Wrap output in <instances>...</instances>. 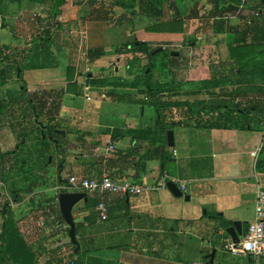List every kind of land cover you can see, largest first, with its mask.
Returning a JSON list of instances; mask_svg holds the SVG:
<instances>
[{
    "label": "crops",
    "instance_id": "1",
    "mask_svg": "<svg viewBox=\"0 0 264 264\" xmlns=\"http://www.w3.org/2000/svg\"><path fill=\"white\" fill-rule=\"evenodd\" d=\"M76 1L79 0H65L58 19L67 11L84 5L91 10L84 2L75 5ZM260 2L264 4V0L199 1L198 9H194L188 17L194 24L197 23L194 29L196 44H192L191 48L207 52L208 56L212 54V57L204 67L207 69L203 68L205 72L201 65L203 57L199 55L197 62H193L196 67L189 75L192 82L190 92L204 91L200 90V83L223 80L230 75L229 66L233 62L230 49L235 45L250 44L255 48L264 45V15L261 10L256 11ZM51 9L50 0H41L39 4L28 0H0V87H6L0 90V146L13 149L4 153L1 151L0 154L4 155L1 161L6 159L9 166L18 161L40 160L44 154L41 155L42 148L37 138L42 136V140L45 139V127L59 117L63 131L57 132L67 139L64 161L69 172L65 180L71 176L99 178L107 175L118 181L128 180L147 187L165 173L182 193L181 197H175L167 186L129 197L85 193L87 200L76 204L78 210L73 214V219L75 216L79 218L75 236L78 244L80 242L78 251L86 253L85 264H207V260L210 263L211 253L206 255L205 238L201 237L203 219L208 216L224 218L231 223L230 226L239 221L243 234V223L247 228L253 219L257 189H264V185H260V179L264 177L260 165L264 158V87L246 86L237 91L239 98L243 97L239 104H247L245 107L254 108L251 113L259 115L251 121L249 128L176 126L169 129L173 133V147H169L168 130L165 133L158 131L153 109L147 124H141L134 115L140 113L142 117L144 109L139 107V96L131 97V92L129 94L125 87H139L136 85L138 78L128 70L126 60H118V63L111 64V75H96L94 82L103 80L106 88L97 99L112 107L121 104L130 106L126 115L131 116L128 118L131 122L114 125L103 124L99 120L90 121V115L101 116L103 108L86 106L78 109L72 102L71 105L66 104L69 83L77 84L84 77L85 90L92 77L90 73L83 75L79 64L74 66L70 61L64 66L63 62L56 66L54 53L51 64L49 59L46 64L31 66V61L40 57V48L36 51L39 35H49L46 56L50 55L49 45L53 43L54 46L59 26L54 15L51 23L45 15ZM177 11L185 23L183 12L178 8ZM202 20L210 22L206 30L199 26ZM81 33L83 45L86 33L82 30ZM210 36L214 43L207 44ZM93 40L90 37L87 47L81 48V51L91 52L84 63L86 70L103 65L102 53H98L102 49ZM29 42L32 48L26 50ZM129 45L125 42L123 47L128 49ZM70 67L76 71L71 72L72 80L68 82ZM254 79L261 80L262 76L254 75ZM195 82L197 84L193 85ZM89 90L88 86L84 97L86 102L94 100L95 95L90 96ZM201 98L204 97H198ZM253 152L255 156L251 155ZM184 197L188 200L185 201ZM101 201L107 208V219L102 222L98 221L95 210ZM82 205L86 208L83 209ZM41 206L40 203L36 206L40 214ZM46 213L47 218L53 212ZM246 214H250V219L243 222ZM53 215L57 216V221L54 226L48 223L42 227L44 237L32 231L22 234L26 244L36 251L37 262L43 250L41 244L47 246L53 240L56 242L54 249L45 250L51 255H59V248L70 249V241L65 236L66 226L60 224L57 213ZM222 234L223 231L217 229L216 235L220 237ZM117 237L128 244L114 245ZM137 243L144 246L143 251L137 250ZM230 245L232 242L224 244L220 251L217 247L209 248L214 249L212 263L218 260V264H239L236 258H242L241 264H248V258L232 253ZM70 255L64 253L60 258ZM203 256L206 260L202 259Z\"/></svg>",
    "mask_w": 264,
    "mask_h": 264
},
{
    "label": "rangeland",
    "instance_id": "2",
    "mask_svg": "<svg viewBox=\"0 0 264 264\" xmlns=\"http://www.w3.org/2000/svg\"><path fill=\"white\" fill-rule=\"evenodd\" d=\"M30 2L34 1L37 4L41 0H28ZM43 1V0H42ZM71 1V0H70ZM200 0H165V7L162 11V21L170 20L171 17L174 14V10L169 7V4L174 3L175 8L180 9V11L184 14L185 24L184 28L182 30H179L181 33H168L161 31L160 33H151L148 32L146 29L149 28L152 24H155L156 22L152 19H148L144 16H141L139 14L134 15L132 18H130V15L128 12H123L120 9L116 7H112L111 0H105V6H103L100 10H103L105 15H102L101 19H97L92 13L91 10H89V7L84 5L80 9L77 10H71L67 11L65 16H61L59 19L56 18V21L58 22L57 26V33L56 38L54 41V46L52 47L51 43L50 46V55L46 56V50L45 47L50 43L48 41L49 35L46 33V35H39L38 37V46L36 48V51L40 48V57L33 59L31 61V66H40L42 64H46L48 60L50 59L51 64V56L52 53L55 54L56 59V66H60V62L64 66L67 61H70L72 65L79 64V68L81 72H83V75H86L90 73L92 75L88 86L90 87V90L88 94L90 96H94V100L91 102L85 101V93L83 82H85V78H82V82L78 81L77 84L75 82L69 83V89H68V98L66 104H70L72 102V105L74 107H83L86 106L88 108L90 107H101L103 108V113L101 116L90 115L89 120H99L103 124H123L124 122L130 123L131 120H128L129 117H127L126 113L128 112V107L130 106H123L121 105H114L116 107H112L109 104H102L98 102V94L102 93L106 88L104 87L103 80L99 81L98 83H95L94 80L96 78V75H111L112 74V63H118V60H124L131 59L133 55L132 47L128 50L125 49L123 46L125 42L130 43V45H133L134 39H136L137 42H146L148 45L149 54L151 55L150 58L145 57L144 55H141L138 52L135 55L141 57L139 61H136L134 64V67H132V70L130 71L131 74H135L142 78L143 70L145 69V65L148 64V61L155 62L156 64L164 67L162 68L164 71L157 72L156 70L152 69V82L158 83V84H164L167 83V89H172V91L182 92V91H191L192 90V82L190 81L189 75L192 73L193 69H195L196 65H193V62H197L199 55L200 57H203L204 59H201L202 62V69L204 67H207L208 59L212 57V54L208 56L207 52L199 51L198 49H192V44H196V38H195V22L191 21L188 17L190 14L193 13L194 9H198ZM261 10L262 14L264 15V4L259 3L258 8L256 11ZM203 11V10H202ZM181 12V13H182ZM36 14V13H35ZM55 13L49 12V14H45L49 17L50 23L54 20L53 15ZM60 14V13H59ZM182 14V15H183ZM123 15L124 19L119 20L120 16ZM104 16V17H103ZM74 17V18H73ZM106 17V18H105ZM72 18V19H71ZM46 20L48 18H45ZM131 19V22L129 21ZM96 20H100V22H96ZM95 25V26H94ZM126 28V30H125ZM224 28V27H222ZM82 32L86 33L85 35V41L83 42ZM71 31V33H70ZM51 32V31H50ZM71 35V36H70ZM91 37V39L96 40L93 42H98L99 48L102 50H99L98 53H102L103 60L101 68L100 67H90L88 70L85 68V61L86 59L91 55L90 51L83 50L81 51L82 47H87V44L89 43L88 39ZM66 42V43H65ZM207 44L214 43V40L211 39L206 42ZM122 47V48H121ZM32 46L29 42V48L26 50H31ZM159 48H162V50H157ZM96 49V48H93ZM156 52V53H155ZM175 52L178 53L177 55H172L171 53ZM87 53V54H86ZM152 53H155L152 55ZM157 55V56H156ZM87 56V57H86ZM156 56L155 58H152ZM69 59V60H68ZM169 59L170 64H166V61ZM172 59V60H171ZM175 59V60H174ZM148 60V61H147ZM65 62V63H64ZM100 63V64H101ZM84 66V67H83ZM158 67V66H157ZM160 69V70H162ZM205 70L207 68H204ZM203 71L205 72V70ZM76 71L73 69V67H70L69 69V77L68 82L72 80L71 72ZM148 70L145 69V72ZM137 77V78H139ZM142 82L140 80H137L136 85L139 86L137 88H130L125 87V90L127 92H131V97H138L139 96V103L144 109V114L141 117L140 113H134V115L137 117V120L142 123H149L150 121V114H151V102H144L142 99L144 96H147V92L144 91ZM2 84H5L2 83ZM197 84L196 82L193 84ZM201 90L202 87H204L201 83ZM6 87L1 88L0 90L5 89ZM136 89V90H135ZM210 91L214 93H218L217 90H214L213 88L209 89ZM137 92V93H136ZM201 95L199 94L198 97H204L205 90L200 91ZM153 93H151L152 95ZM204 95V96H203ZM197 97V98H198ZM181 99H185V97H181ZM243 97L237 98L235 97V101L242 100ZM154 99L150 98V101H153ZM173 100H177L173 98ZM74 101V102H73ZM206 104L209 106H216L217 104L222 102V99L219 98H213L209 97L205 100ZM228 104V103H227ZM235 104V102H234ZM247 106L241 105L240 107L243 108ZM113 109V111H111ZM139 111H141L139 109ZM136 112V111H135ZM138 112V111H137ZM150 113V114H149ZM98 117V118H96ZM50 130L48 132L44 133L45 139L42 140V136L40 138H37V141L39 144H41L40 148H42L41 155L43 157L38 160H25L24 162H15L14 164H7L6 159L4 158L3 154H0V182L4 185L5 190H2L4 193H6L8 196L13 198H18L19 201H15L13 203V207L9 206L7 203V197L3 194L0 195V209L6 204L9 207V214L13 216L14 219L17 220H24L21 224V232L22 234L31 233L34 232L40 237H44V234L41 231V227H37L34 225L35 218L37 215H41L42 219L46 218L47 211H51V213H57L59 216H61V213L59 211L58 204H54V201L58 196L62 193L69 192L68 189L65 186L64 183V177L68 175L69 169L65 165L66 162L64 159L66 158V138L65 136L59 134L57 131L62 129V121L59 119V117H55L51 122ZM63 131V130H61ZM50 132V134H49ZM1 134V132H0ZM51 135V136H50ZM2 136V135H0ZM153 136V133H152ZM40 139L42 140L40 143ZM21 142V140H19ZM36 143V144H38ZM36 147V146H35ZM62 147V148H61ZM7 148V149H6ZM7 150H13L9 149V147H1L0 146V153L1 151L4 153ZM167 161V160H164ZM260 185H264V177L261 179ZM66 181V180H65ZM40 203L41 206V214L40 211L37 210V204ZM80 207V206H79ZM83 209L86 208V206L82 205ZM78 210V206H74L72 209V215L76 213ZM49 214V215H53ZM48 215V216H49ZM56 216V215H55ZM35 217V218H34ZM62 219V217H60ZM246 220H243V222H247V220L250 219V214L245 215ZM4 217L0 215V223ZM16 220V221H17ZM78 217H74L73 221L75 223V227L78 230ZM57 221V216L54 221L47 222L46 225L54 226ZM63 221V219H62ZM64 222V221H63ZM33 223L34 227L31 226ZM65 224V222H64ZM67 227V225L65 224ZM200 230L203 231L201 237L205 238L204 245L206 246V255L210 254L214 249L217 247L218 251H220L221 247H223L224 244H230V240L227 234L223 232V234L219 237L216 235L217 229H221L224 231L226 227H229L230 224L228 223V220L220 217H213L210 218L209 216L201 222ZM40 229V230H39ZM243 231H246V223H243ZM214 233V235H212ZM70 241L68 236L66 237ZM56 244V242L53 240L52 244H49L47 246H42V251H40V259L38 260L37 264H53L54 262L63 259V262H67L70 258H60L61 254L69 253L71 254V260H77L82 259L83 263L85 264L86 260L84 259L86 256L85 254H82V252H71L73 250V244L69 243L68 248H59L60 253L59 255H51L50 253H47L45 250H51L54 249L53 246ZM80 244V242H79ZM114 245L122 246L128 244V242L124 241L121 237H117L113 241ZM75 247V246H74ZM144 246L140 243H137V250L143 251ZM39 252V251H38ZM205 255V256H206ZM203 256L202 259L206 260V257ZM236 258L237 262L241 264V261L243 263L242 258ZM79 264V260H78ZM207 264L209 263V260H207ZM211 264H218V260L214 261V263Z\"/></svg>",
    "mask_w": 264,
    "mask_h": 264
},
{
    "label": "trees",
    "instance_id": "3",
    "mask_svg": "<svg viewBox=\"0 0 264 264\" xmlns=\"http://www.w3.org/2000/svg\"><path fill=\"white\" fill-rule=\"evenodd\" d=\"M104 1L105 0H79L74 2V4L79 5L83 2L86 3L91 7L92 13L95 14L94 16L97 19H101L102 15H105L104 11L100 10L105 6ZM111 1L113 3L111 4L112 7H116L123 12H128L130 18L139 14L148 19L154 20L156 23L146 29L148 32L160 33L163 31L168 33H181L179 30L184 28V20L181 15H178L174 3L169 4V7L174 10L173 16L170 20L162 21V11L165 7V0ZM50 2L52 3L51 10L55 13L54 19H56L60 13V7L64 5L65 0H50ZM123 19L124 16L121 15L119 20ZM129 21L131 22V19ZM209 23L210 22L207 20H202L199 22V26L201 25V27L206 30ZM57 24L58 22H56V25ZM135 42H137L136 39H134L133 45H129V48L132 47V51H134V56H132L131 59H126V65L129 71L132 70L135 62L141 59V57L137 56L138 52L145 57H151L147 43H139L136 45ZM136 53L137 55H135ZM156 56L152 58H155ZM230 58L231 61H233L229 66L231 72L230 75L223 80L202 82L201 84L204 86L202 89L205 90V96L203 95L204 98L201 99H198L196 96L199 93L201 94L200 91L198 93L195 92V94L189 91L177 92L175 90L172 91V89H167V83L161 85L152 82L151 70L154 69L157 72H161L164 71L162 69L164 66L162 65L160 68L158 64L153 62V59L152 61L147 60L148 64L145 65V69L148 71L145 72L144 69L142 78L139 76L137 77H139L138 80L142 82L141 84L143 85L144 91L147 92V96H144L143 101L151 102V108L155 115V125L160 133H165L167 130L176 126L183 127L188 125H192L195 128L208 129L244 130L249 128L251 121L259 115L251 113L252 109H254L252 107L241 108L239 100L235 101V97L239 98L240 95L237 94V91L246 86L255 87L257 85H262L264 87V45L257 48L250 44L235 45L230 49ZM166 64H170L169 59L166 61ZM257 74L262 76L261 80L257 81L254 79V75ZM211 88L220 91L219 94L208 91ZM151 93L153 94L151 95ZM183 96L185 97L184 100L181 99ZM208 96L222 99V102L216 106H209L205 102ZM224 97L228 99H225ZM150 98L154 100L150 101ZM173 98L177 100H173ZM45 128L47 132L50 130L48 125ZM41 141L42 140L40 139V142ZM262 153H264V147L262 148ZM260 165L261 169L264 171V158L260 162ZM14 200L19 201L18 198H14ZM6 204L0 209V215L4 217L0 223V264H36V251L26 244V240L23 239L20 231V226L24 220L20 219L16 221L12 214H9V207ZM56 204L58 203L56 202ZM60 217L61 216L58 215L60 224H64ZM39 219L40 215H37L34 225H36V221ZM228 223L231 224L229 221ZM34 225L33 223L31 224L33 227ZM65 231V236L67 237L68 226ZM76 232L77 229L75 227V235ZM72 251L75 253L74 246L71 252ZM68 258L70 259L67 262H63V259H61V261L58 260L53 264H78V260L79 264L83 263L82 259L71 260V255L68 256Z\"/></svg>",
    "mask_w": 264,
    "mask_h": 264
},
{
    "label": "built area",
    "instance_id": "4",
    "mask_svg": "<svg viewBox=\"0 0 264 264\" xmlns=\"http://www.w3.org/2000/svg\"><path fill=\"white\" fill-rule=\"evenodd\" d=\"M88 86H85V91ZM88 99V98H87ZM255 156L256 153H251ZM169 177L164 173L151 186H140L132 181H118L107 175H101L99 178H77L71 176L67 178L65 186L69 192H83L86 194L104 195H121L125 197L139 195L147 190H161L166 187ZM2 190L4 185L0 182V195L7 197V204L13 207L14 198L8 196ZM57 200V199H56ZM57 202V201H56ZM95 210L97 212L98 221L102 222L107 219V208L101 201L98 202ZM56 218L55 215H49L46 219L40 218L36 221L38 227L46 226L47 222H52ZM232 253H240L248 258V264H261L264 261V189L258 188L254 200V214L251 222L247 224L245 233L241 235L238 243L229 246ZM203 264V263H194Z\"/></svg>",
    "mask_w": 264,
    "mask_h": 264
},
{
    "label": "water",
    "instance_id": "5",
    "mask_svg": "<svg viewBox=\"0 0 264 264\" xmlns=\"http://www.w3.org/2000/svg\"><path fill=\"white\" fill-rule=\"evenodd\" d=\"M138 43H136V45ZM140 43L145 44L143 41H141ZM157 50H162V48H159ZM155 53H152V55H154ZM174 54L177 55L178 53L172 52L171 56ZM166 136H167L168 146L173 147V133H172V131L168 130L166 132ZM166 186H167V189L175 197H181L182 196V193L175 186V184L172 183V181L167 182ZM184 199H185V201H187L188 197H184ZM81 200H83L84 202L87 200L86 195L83 192L62 193L57 198L59 211L61 213V217H62L63 221L68 226V238L70 240V243L75 246V252H77L79 250V244H78V242L76 240V236H75V223L73 221L72 209ZM223 232L228 235L230 241L233 244H236V243H238V240L242 235V224L239 221H235L232 223L231 226L226 227ZM213 256H214V251L211 252L210 263H212V261H213Z\"/></svg>",
    "mask_w": 264,
    "mask_h": 264
}]
</instances>
